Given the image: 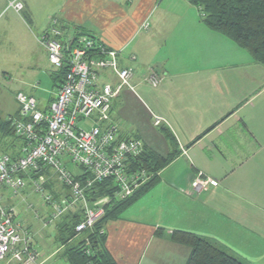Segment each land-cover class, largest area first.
Instances as JSON below:
<instances>
[{"label": "crops", "instance_id": "obj_1", "mask_svg": "<svg viewBox=\"0 0 264 264\" xmlns=\"http://www.w3.org/2000/svg\"><path fill=\"white\" fill-rule=\"evenodd\" d=\"M7 1L0 0L2 12ZM21 1L25 7L13 9L18 16L10 19V28L17 26L19 37L36 41L43 52L40 38L52 16L67 33L76 25L119 50V64L132 76L112 104L113 121H123L116 122L118 135L140 139L163 159L172 156L153 187L104 221L105 244L117 264H186L190 248L168 237L180 229L215 241L248 264H264V64L204 24L201 9L190 0ZM54 71L44 109L61 84ZM107 80L117 82L110 71L101 78ZM39 83L32 90L40 89ZM20 146L18 140L7 147L18 152ZM42 170L28 174L18 194L4 187V202L15 207L40 264H72L69 249L88 233L68 241L62 223L89 203L75 201L56 217L46 204L50 218L35 228L23 210L42 216L41 197L38 206L30 199L37 192L32 179ZM199 173L212 182L197 190ZM64 190L61 200L73 201L70 190ZM159 227L165 236L157 234ZM0 264L17 262L7 256Z\"/></svg>", "mask_w": 264, "mask_h": 264}, {"label": "built area", "instance_id": "obj_2", "mask_svg": "<svg viewBox=\"0 0 264 264\" xmlns=\"http://www.w3.org/2000/svg\"><path fill=\"white\" fill-rule=\"evenodd\" d=\"M10 7L21 10L24 5L21 0H13ZM148 26L146 23L144 28ZM73 30L67 33L58 20L51 19L40 38L56 70L67 67L48 109L40 110L34 95L17 93L20 108L12 125L25 144L19 156L0 155V261L10 256L17 264H40L38 251L31 247L17 221L15 207L4 202V187L20 193L27 184L24 175L46 167L58 169L60 179L72 191L73 201H55L43 177L32 179L35 191L53 206L55 217L75 201L85 200L86 188L96 182L112 179L113 198L123 200L155 177L146 167H133V160L146 150L145 143L136 137H119L118 124L111 116L113 101L129 85L131 69L119 64L118 49L94 34L76 35ZM107 71L116 76L115 84L101 81ZM86 119H93L96 125L83 127L81 121ZM67 163L89 172L85 183L75 178ZM208 182L212 179L199 173L195 188L200 190ZM111 200L105 196L89 202L76 231L93 226L106 213L105 206Z\"/></svg>", "mask_w": 264, "mask_h": 264}, {"label": "trees", "instance_id": "obj_3", "mask_svg": "<svg viewBox=\"0 0 264 264\" xmlns=\"http://www.w3.org/2000/svg\"><path fill=\"white\" fill-rule=\"evenodd\" d=\"M190 3L197 5L201 9L204 24L232 38L238 45L246 48L253 55L254 59L264 64V0H190ZM25 16L30 20V14L27 11H25ZM73 28L76 35L86 33L79 26L73 25ZM66 71L67 67H63L55 70L52 76L62 84ZM16 116H18V113L10 115L7 118H3L0 114V137L3 138V151L0 155L11 154L12 156H19L22 152L23 145L25 144L24 139L16 135L14 125H12L13 119ZM18 140H21L20 151L14 152L9 150L7 147L9 143H14ZM171 158L172 156L163 159L156 152L153 153L145 150L139 159L133 160V167H146L154 173L155 177L136 190L133 195L123 198V200L113 198L114 182L112 179L104 182H96L89 188H86L85 200L88 203L99 201L100 198L105 196L111 197L112 200L105 206L106 213L93 226L86 230L76 231L79 221L83 218V210L82 213H68L65 216L61 231L67 232L68 241L80 233H88L87 239L81 240L69 249L68 257H70L72 264H117L105 244L107 235L103 229L104 221L107 218L119 216L125 208L134 203L138 196L153 187L158 180L157 172ZM47 169V167L43 168L41 173L43 171L46 172ZM32 173H35V171L29 174ZM27 175L24 176L27 177ZM74 175L75 178L81 179L85 183L89 172L85 170L81 175ZM34 176L36 178L37 175L35 174ZM64 187L70 190L69 187ZM46 189L49 190L48 188ZM50 191L53 194V190ZM70 192L72 191L70 190ZM57 201L60 202V200ZM157 234L165 236L167 231L159 227ZM168 237L190 248L191 253L185 262L186 264H248L238 256L236 257L228 250H225L215 241L201 237L195 232L182 229L172 230L169 232Z\"/></svg>", "mask_w": 264, "mask_h": 264}, {"label": "rangeland", "instance_id": "obj_4", "mask_svg": "<svg viewBox=\"0 0 264 264\" xmlns=\"http://www.w3.org/2000/svg\"><path fill=\"white\" fill-rule=\"evenodd\" d=\"M12 1L13 0L7 1V5L5 4L3 7V12L0 10V114L3 118L9 117L16 110L18 111V108H20V104L17 102V93L20 92L18 91L20 89L28 94L32 93L29 90L33 91L32 94H34L37 99L38 108L40 110H45L44 108L50 102L48 101L47 96L50 95V90H52V81L49 79V75L53 70H56V67H54V65L49 61L47 50L45 51V54L42 47L36 46V41L35 43L31 42L27 36L21 39L19 37L21 35L16 33L18 30L17 26L13 29L10 28L12 25L10 23V19L14 16H18L13 10L15 8L10 7ZM5 7L6 9L4 10ZM24 7L21 10H15L17 12H21ZM51 19H53V16L49 18L48 23ZM36 55L39 58H35ZM25 80L26 83H24ZM39 80L40 83L38 85L40 89L32 90L31 86L37 84ZM116 122L123 123L122 120H118ZM81 123L85 128H90L96 125V121L93 119L82 120ZM2 146L3 138L0 137V153L3 151ZM69 167L71 171L76 174L81 172L83 173L85 171L83 167L73 163H69ZM47 171V173L43 171L39 174V176L46 180V188L49 189L48 191L53 190V199L55 201L61 200L65 194V185L63 180L60 179L59 171L57 168H48ZM38 197H41L42 202H44V199L38 192H36L35 198L33 196L30 197L32 202L36 203V206H38ZM43 204L45 207L42 209V216L38 217L39 219L35 218L32 211L23 210V212L28 215L27 219L32 221V225H34L35 228L41 227L43 221L50 218V205H46L47 203L45 202ZM53 228L54 226L47 227L43 232L49 233V231ZM80 235L84 236V233H80ZM74 243H76V241Z\"/></svg>", "mask_w": 264, "mask_h": 264}]
</instances>
